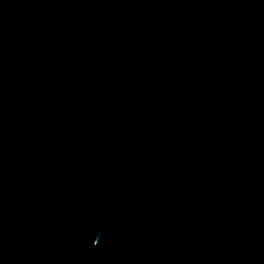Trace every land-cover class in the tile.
<instances>
[{
	"label": "water",
	"instance_id": "95a60500",
	"mask_svg": "<svg viewBox=\"0 0 264 264\" xmlns=\"http://www.w3.org/2000/svg\"><path fill=\"white\" fill-rule=\"evenodd\" d=\"M0 264H264V0H0Z\"/></svg>",
	"mask_w": 264,
	"mask_h": 264
}]
</instances>
